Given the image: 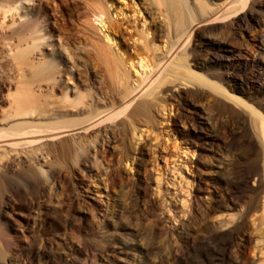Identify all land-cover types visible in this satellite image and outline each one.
Instances as JSON below:
<instances>
[{"label": "rangeland", "instance_id": "374dc122", "mask_svg": "<svg viewBox=\"0 0 264 264\" xmlns=\"http://www.w3.org/2000/svg\"><path fill=\"white\" fill-rule=\"evenodd\" d=\"M260 5L259 22L246 32L243 53L236 57L251 70L262 72L252 57L253 51L260 48L256 38L264 35V0H260ZM29 6L32 13L24 19L35 14L36 35H43L47 40L42 41L50 43L51 50L45 49L46 56L40 61L28 56L20 68L35 72L45 67L46 60L48 65L58 64L65 72V85L75 92L71 98L88 90L101 95L108 91L102 81L104 72L96 46L109 47L115 55L130 54L132 61L126 71L136 85L157 69L153 58L145 53L137 55L134 45H148L154 39L159 48L154 59L168 45L164 20L150 0H31ZM97 6L104 12L97 13ZM194 42L199 44L196 39ZM190 71L200 73L195 67ZM3 73L0 80L14 85L11 71ZM261 83L264 85V80ZM184 84L175 86V91L194 88ZM196 86L208 92L202 101L206 103L214 90ZM7 93L0 90V107L7 106ZM223 94L249 104L239 93L225 89ZM176 98H165L171 105L164 113L155 110L152 127L140 128L134 137L131 131L115 134L112 141L108 139V148L104 144V127L100 128L97 141L92 140L91 133L86 134L85 138L90 137L95 147L92 142L86 153L80 151L82 161L71 157L58 182L47 176L46 167L34 165L41 174L45 194L59 197L64 186L72 190L77 200L71 211L66 206L68 213L63 212L59 220L45 215L52 207L47 201L29 205L25 184L10 174L19 180L24 195L15 196L19 207L0 220V251L6 257L0 264H264L262 207L260 213L244 216L247 198L233 194L226 174H221V165L236 158L237 153L218 146L225 143L226 133L215 139L207 129L194 131L192 125L180 121L179 114L191 112ZM226 101L233 104L231 99ZM196 121L203 123L198 114ZM123 148L125 154L130 153L129 160L122 157ZM104 149L109 157L100 154ZM256 186L257 180L250 179L246 189ZM135 195L145 205L132 201ZM261 203L264 204L263 198ZM45 238L56 242V247H44ZM224 240L228 242L226 251L214 249Z\"/></svg>", "mask_w": 264, "mask_h": 264}, {"label": "bare ground", "instance_id": "6f19581e", "mask_svg": "<svg viewBox=\"0 0 264 264\" xmlns=\"http://www.w3.org/2000/svg\"><path fill=\"white\" fill-rule=\"evenodd\" d=\"M150 3L156 5L164 20L166 51L154 59L159 50L154 39L148 45H134L133 48L139 51L137 55L145 53L153 58L157 71L136 85L132 84L126 71L132 56L115 55L109 47L96 46L99 65L104 72L102 81L108 91L101 95L88 90L71 98L74 91L65 85V72L58 64L48 65L47 60L41 61L45 67L35 72L20 68L28 56L42 60L46 56L45 49L51 50L48 48L50 43L42 41L45 37L36 35L35 14L24 19L30 12L31 0H0V73L11 71L16 80L14 85L3 78L0 80V90L8 92L4 99L7 106L0 107V220L19 207L15 196L24 195L17 183L19 180L14 177L25 184L29 205L47 201L52 207L45 215H53L59 220L63 212L68 213L67 207L70 211L74 209L77 200L72 190L64 186L59 197L45 194L41 174L34 165L46 167L47 176L58 182L65 175L69 159L82 161L81 152L87 151L90 143L95 144L93 139L99 140L101 127L107 136L105 146L115 134L126 135L131 131L134 137L140 128L152 127L155 110L164 113L171 105L167 103L168 99L176 97L191 112L179 114L178 119L184 124L192 125L194 131L207 129L215 139H221L220 134L226 133L225 143L218 146L235 151L237 157L225 164L221 157L218 158L223 169L221 174H226L233 194L247 198L244 216L260 213L261 207L260 214L264 216V204L261 203L264 199V85L261 83L264 80V35L256 38L260 48L253 51L252 56L262 72L251 70L236 57L243 53L246 32L259 22L260 0H223L222 3H216V0H150ZM103 12L97 6V13ZM141 32H144L143 28ZM194 39L199 44H194ZM191 67L199 69L201 74L190 71ZM184 82L194 88L175 91L174 87ZM196 85L214 90L206 103L202 101L206 100L208 92ZM225 89L239 93L250 105L243 103L241 98L226 96L223 94ZM226 99H231L233 104ZM197 114L203 119L201 125L196 121ZM90 133L92 140L85 138ZM208 145L213 149L210 140ZM105 150L100 152L104 157L107 155ZM129 154L124 153L122 157L129 160ZM250 179L257 180V186L248 190L246 186ZM133 200L145 205L139 195ZM70 216L69 213L67 221ZM8 224L6 221L5 225ZM12 226L10 222L9 228ZM5 232H8L7 228ZM54 243L45 238L43 245L51 250ZM227 245L224 240L214 249L223 252ZM5 258L0 251V260Z\"/></svg>", "mask_w": 264, "mask_h": 264}]
</instances>
